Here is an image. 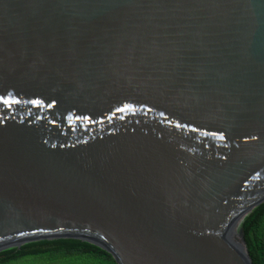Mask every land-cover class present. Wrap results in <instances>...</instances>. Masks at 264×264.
<instances>
[{
  "label": "water",
  "instance_id": "obj_1",
  "mask_svg": "<svg viewBox=\"0 0 264 264\" xmlns=\"http://www.w3.org/2000/svg\"><path fill=\"white\" fill-rule=\"evenodd\" d=\"M0 97V252L252 264L264 0H0Z\"/></svg>",
  "mask_w": 264,
  "mask_h": 264
},
{
  "label": "trees",
  "instance_id": "obj_2",
  "mask_svg": "<svg viewBox=\"0 0 264 264\" xmlns=\"http://www.w3.org/2000/svg\"><path fill=\"white\" fill-rule=\"evenodd\" d=\"M252 264H264V202L239 223ZM0 264H117L106 251L73 239L29 243L0 252Z\"/></svg>",
  "mask_w": 264,
  "mask_h": 264
},
{
  "label": "snow or ice",
  "instance_id": "obj_3",
  "mask_svg": "<svg viewBox=\"0 0 264 264\" xmlns=\"http://www.w3.org/2000/svg\"><path fill=\"white\" fill-rule=\"evenodd\" d=\"M0 101H2V103L4 104V105H9V103L11 102V103H18L19 101H9L8 99H6V98H4V97H0ZM31 103L33 104V105H39L41 102L39 101V100H33V101H31ZM52 105H49V107H51ZM117 111H124V109H117ZM85 119H87V118H85ZM0 122H2V121H0Z\"/></svg>",
  "mask_w": 264,
  "mask_h": 264
}]
</instances>
